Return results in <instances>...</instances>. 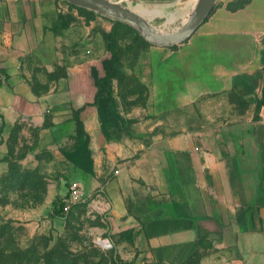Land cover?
I'll return each mask as SVG.
<instances>
[{"label":"crops","instance_id":"obj_1","mask_svg":"<svg viewBox=\"0 0 264 264\" xmlns=\"http://www.w3.org/2000/svg\"><path fill=\"white\" fill-rule=\"evenodd\" d=\"M139 1L171 18L191 0ZM75 14L0 3V158L27 147L22 162L58 166L84 197L103 175L134 177V264H264V0H216L187 40L149 44L135 68L146 102L119 104L118 137L101 138L95 92L75 88V69L107 60L110 27ZM81 107L88 170L67 158Z\"/></svg>","mask_w":264,"mask_h":264},{"label":"rangeland","instance_id":"obj_2","mask_svg":"<svg viewBox=\"0 0 264 264\" xmlns=\"http://www.w3.org/2000/svg\"><path fill=\"white\" fill-rule=\"evenodd\" d=\"M54 2L61 10L74 11L75 19H100L110 27L116 59L114 68L112 66V71L107 73L109 62L102 65L86 62L77 66L75 88L95 92V96L99 93L94 102L102 109L99 111L100 136L118 137L125 132L115 126L119 122L116 113L119 104L131 106L146 102L147 89L135 68L150 43L126 23L65 0ZM122 4L143 12L158 30L170 28L186 13V8H182L174 17L152 18L146 12L147 4L139 0ZM106 122L115 129H106ZM12 148V155L0 158V264L135 263L134 233L143 218L139 216L141 203L134 191V177L127 176L123 180L109 173L97 178L95 186L87 189L86 196L73 205L68 214L56 219L52 202L77 178L56 174L58 166L52 167L53 164L40 161V157L22 162V151L27 147ZM141 169L148 171L145 165Z\"/></svg>","mask_w":264,"mask_h":264},{"label":"water","instance_id":"obj_3","mask_svg":"<svg viewBox=\"0 0 264 264\" xmlns=\"http://www.w3.org/2000/svg\"><path fill=\"white\" fill-rule=\"evenodd\" d=\"M71 5L96 12L108 19L126 23L135 28L150 44L173 46L187 40L211 12L216 0H196L188 12L173 28L160 31L150 24L141 11H134L122 4L127 0H65Z\"/></svg>","mask_w":264,"mask_h":264},{"label":"trees","instance_id":"obj_4","mask_svg":"<svg viewBox=\"0 0 264 264\" xmlns=\"http://www.w3.org/2000/svg\"><path fill=\"white\" fill-rule=\"evenodd\" d=\"M107 49H108V57L107 60L104 62H109V69L107 70V73L112 71V66L114 68V63L116 62L115 57V50L113 46V39H112V33H110L107 36ZM115 60V61H114ZM107 73L104 79V82L107 80ZM101 91V90H100ZM99 94V93H98ZM98 94L95 96L98 98ZM84 107H81L79 109H74L72 111V120L74 122V132H73V138L75 140V146L71 152L68 153L67 158L72 164L76 167H79L84 170H88L89 167V159H88V152H87V142H86V134L83 129L82 120L80 118V113L83 110ZM71 210V209H70ZM69 210V212H70ZM68 212V213H69ZM67 213V214H68ZM53 215L58 217H64L66 214L62 212V203L61 199H57L53 203Z\"/></svg>","mask_w":264,"mask_h":264},{"label":"built area","instance_id":"obj_5","mask_svg":"<svg viewBox=\"0 0 264 264\" xmlns=\"http://www.w3.org/2000/svg\"><path fill=\"white\" fill-rule=\"evenodd\" d=\"M17 2V1H29V0H0V3L4 2ZM3 80V74L0 71V81ZM84 198V192L81 185L78 182H72L68 186L67 194L61 198L62 212L67 214L71 207L77 204Z\"/></svg>","mask_w":264,"mask_h":264},{"label":"bare ground","instance_id":"obj_6","mask_svg":"<svg viewBox=\"0 0 264 264\" xmlns=\"http://www.w3.org/2000/svg\"><path fill=\"white\" fill-rule=\"evenodd\" d=\"M127 1H131V0H127ZM195 2H196V0H191L189 3H188V9L186 10V13L182 16L183 18L182 19H184V18H186V16L188 15V12L190 11V9L193 7V5L195 4ZM142 3V2H141ZM182 3V2H181ZM129 4V3H128ZM146 4V3H145ZM128 7H130L129 5H128ZM131 8V7H130ZM181 19V20H182ZM180 20V21H181ZM180 21H178L177 23H179ZM177 23H175V24H177ZM160 31H165V30H160Z\"/></svg>","mask_w":264,"mask_h":264}]
</instances>
